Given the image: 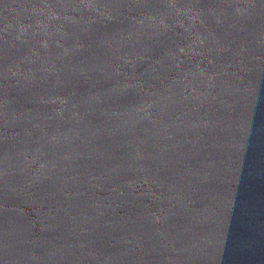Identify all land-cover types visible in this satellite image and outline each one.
Instances as JSON below:
<instances>
[{"label":"water","instance_id":"water-1","mask_svg":"<svg viewBox=\"0 0 264 264\" xmlns=\"http://www.w3.org/2000/svg\"><path fill=\"white\" fill-rule=\"evenodd\" d=\"M0 264H264V0H0Z\"/></svg>","mask_w":264,"mask_h":264}]
</instances>
